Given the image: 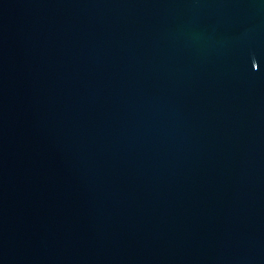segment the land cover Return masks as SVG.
Masks as SVG:
<instances>
[{
    "label": "water",
    "instance_id": "95a60500",
    "mask_svg": "<svg viewBox=\"0 0 264 264\" xmlns=\"http://www.w3.org/2000/svg\"><path fill=\"white\" fill-rule=\"evenodd\" d=\"M0 264H264V0H0Z\"/></svg>",
    "mask_w": 264,
    "mask_h": 264
}]
</instances>
